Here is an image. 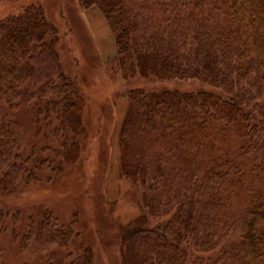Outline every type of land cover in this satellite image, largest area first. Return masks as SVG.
Segmentation results:
<instances>
[{"label":"trees","instance_id":"1","mask_svg":"<svg viewBox=\"0 0 264 264\" xmlns=\"http://www.w3.org/2000/svg\"><path fill=\"white\" fill-rule=\"evenodd\" d=\"M79 3L100 11L116 56L130 58V77L216 90H127L118 172L140 191L142 213L120 229L123 264H206L202 255L214 252L210 264H264V0ZM59 40L42 5L0 19V195L50 182L80 157L84 99L62 66ZM20 106L32 108L44 140L28 156L14 118ZM6 217L0 208V236ZM75 226L44 211L21 244L61 264ZM64 259L94 264L95 255L81 245Z\"/></svg>","mask_w":264,"mask_h":264},{"label":"rangeland","instance_id":"2","mask_svg":"<svg viewBox=\"0 0 264 264\" xmlns=\"http://www.w3.org/2000/svg\"><path fill=\"white\" fill-rule=\"evenodd\" d=\"M29 4L42 5L58 30L62 66L84 99L81 115L85 129L79 140V159L64 162L62 172L54 174L50 182L19 186L12 195H0V208L7 213L6 230L0 236V264H47L48 251L21 244L31 219L37 226L44 211L52 212L60 224L74 221L79 233L67 247L58 249L61 264H65L66 252L81 245L93 249L94 264H123L120 229L142 213L140 191L118 172V133L128 108L127 90H216L196 80L130 77L126 74L130 58L116 56L112 34L111 50L102 36L103 23L108 27L104 17L96 8L85 9L79 0H2L0 19L20 13ZM14 118L28 156L44 142L35 136L32 108L20 106ZM46 174L43 171L40 176ZM165 221L149 220L152 225ZM217 254L202 255L204 263L213 262Z\"/></svg>","mask_w":264,"mask_h":264},{"label":"crops","instance_id":"3","mask_svg":"<svg viewBox=\"0 0 264 264\" xmlns=\"http://www.w3.org/2000/svg\"><path fill=\"white\" fill-rule=\"evenodd\" d=\"M102 36L105 37L107 41L109 42L110 50H111V42H112L111 32H110L109 27H106L104 23L102 25Z\"/></svg>","mask_w":264,"mask_h":264}]
</instances>
